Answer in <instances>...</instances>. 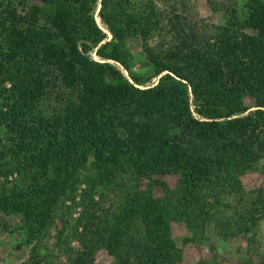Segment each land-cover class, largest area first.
Here are the masks:
<instances>
[{"label":"trees","instance_id":"obj_1","mask_svg":"<svg viewBox=\"0 0 264 264\" xmlns=\"http://www.w3.org/2000/svg\"><path fill=\"white\" fill-rule=\"evenodd\" d=\"M18 1L20 10L0 2V172L15 170L22 187L4 192L0 186V211L24 218L30 241L53 218L64 220L57 201L85 152L95 161L128 159L141 170L181 178L163 196L137 193L139 210L117 220L106 237H90L87 220L80 233L74 224L83 248L67 264H93L101 246L112 255L110 264H173L172 221H185L196 239L231 194L249 199L250 213L258 209L264 187L247 195L239 176L264 173V0H244L240 15L233 8L209 36L176 14L165 16L157 0H100L109 40L94 18L97 0H40L42 6L28 10L26 0ZM163 21L170 23L168 41ZM155 35L157 42L146 44ZM131 37L141 40L150 76L131 69L125 50ZM152 76L157 81L144 85ZM54 87L74 94L47 115ZM9 155L13 161L1 162ZM256 222L237 228L248 246ZM130 225L142 227L144 245L125 237Z\"/></svg>","mask_w":264,"mask_h":264},{"label":"rangeland","instance_id":"obj_2","mask_svg":"<svg viewBox=\"0 0 264 264\" xmlns=\"http://www.w3.org/2000/svg\"><path fill=\"white\" fill-rule=\"evenodd\" d=\"M9 1L18 10L22 9L18 0H0L3 4ZM243 1L157 0V6L165 11V16L176 14L180 16L181 22L187 26H193L200 35L209 36L217 33L218 27L232 15L233 8H235V13L240 15ZM25 3L27 5L25 10H28L31 5L42 6L40 0H26ZM99 8L100 0H97L94 18L106 34V40H109L111 33L98 16ZM44 20L42 18L40 21L43 23ZM160 26L164 28L161 31L163 38L168 41L172 36L169 30L170 23L163 21ZM157 39V35L151 36L146 44L153 46ZM125 50L131 69L140 77L150 76V64L144 56L140 38L131 37L126 40ZM90 54L92 58L99 59L94 51ZM112 63L121 70L125 77L129 78L128 72L121 64ZM156 81L157 77L152 76L144 85ZM6 82L9 85L10 82ZM51 90V93L47 94L49 99L46 102L48 107L45 109L47 115L57 110L56 106H62L65 99L71 98L74 94L69 90L63 91L59 87L51 88ZM246 103L252 104V101L248 99ZM3 138V143L8 144L6 139L8 136L5 135ZM91 153L85 152L80 166H73L72 182L58 198L57 206L65 211L66 223L58 217L53 218L54 223L42 231H36L35 237L30 241L27 236L29 227L26 226L24 218L0 211V264H34L36 259L40 258L46 260L38 264H47V261L51 264H67L74 254L83 248L82 244L72 235L71 227L74 224H78L77 230L80 233L83 231L84 220H87V226L91 228L90 237L92 235L94 238L106 237L107 229L117 220L131 214L132 210L133 212L139 210L141 200L136 195L137 193H142L145 198L163 196L165 195L164 188L176 189L181 178L179 173L174 171L157 173L141 170L139 165L128 159L116 162L95 161ZM53 155L49 152V156ZM4 160L13 161V158L9 155L1 159V162ZM17 179L18 175L15 170L0 172V186L5 189L4 192L19 185L15 182ZM239 179L241 190H244L247 195L254 196L260 191V187H264V173L260 171L247 170L239 176ZM133 196L137 197L134 201L131 200ZM226 198L222 199V204L217 206L205 219V233L200 234L196 239L190 237L191 231L187 228L185 221L170 223L171 237L176 245L173 264H264V199L254 203L260 211L253 209L250 213L246 210V206L254 207L246 197L231 194ZM253 218L257 219L256 228L251 227V232H247L253 238L248 246V237L243 234L245 231H238L237 228L243 225L251 226ZM61 229L63 231L60 234ZM126 232L125 237L145 244L146 234L140 225L134 228L130 225ZM34 245H36L35 252H33ZM111 262L112 255L105 247L101 246L95 251L93 264H110Z\"/></svg>","mask_w":264,"mask_h":264}]
</instances>
